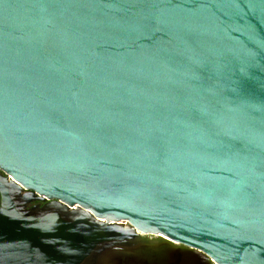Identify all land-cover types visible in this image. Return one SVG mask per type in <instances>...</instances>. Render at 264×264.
Instances as JSON below:
<instances>
[{
    "label": "water",
    "instance_id": "water-1",
    "mask_svg": "<svg viewBox=\"0 0 264 264\" xmlns=\"http://www.w3.org/2000/svg\"><path fill=\"white\" fill-rule=\"evenodd\" d=\"M0 264H264V0H0Z\"/></svg>",
    "mask_w": 264,
    "mask_h": 264
}]
</instances>
